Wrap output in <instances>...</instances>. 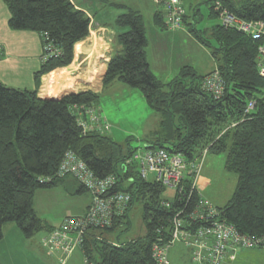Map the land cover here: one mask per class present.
<instances>
[{"label": "trees", "instance_id": "trees-1", "mask_svg": "<svg viewBox=\"0 0 264 264\" xmlns=\"http://www.w3.org/2000/svg\"><path fill=\"white\" fill-rule=\"evenodd\" d=\"M2 1L9 8L12 30L47 35L59 54L43 62L35 72L32 91L0 83V242L3 227L9 223L16 224L27 238L45 228L34 210V197L39 190L58 186L70 190L66 178H58L57 173L64 157L71 152L98 179L115 177L116 184L108 191L109 196L129 197L126 204L114 208L110 227L91 230L85 237L78 248L85 264H165L154 257L155 247L166 250L171 264L169 251L177 242L190 250L191 263L195 264L199 250L186 245L182 234L197 238L202 229L211 228V222L195 217L197 211H202L198 209L199 201L205 200L200 190L190 193L195 177H185L177 189L157 181L154 175L143 179L134 159L137 153L130 147L131 139L120 144L109 135L110 130L85 132L79 125V114L97 107L100 93L89 90L60 99L39 97L43 76L73 64L76 45L90 35L92 17L78 9L73 0ZM153 1L155 25L169 31L161 4ZM216 2L244 21L264 23V0H208L211 19H219L214 11ZM186 5L185 0L187 10ZM186 13L183 28L191 26L189 32L211 50L217 65L210 74L218 72L224 80L222 97L205 91L202 83L210 74L199 75L191 66L182 68L167 84L153 74L146 52L145 19L135 9L127 10L114 21L112 28L121 49L110 58L103 87L120 82L138 89L148 106L160 115L158 136L154 141H146L144 151L165 150L170 155H181L188 164L199 159L205 150L208 154H225V169L236 174L237 186L227 205L217 209L214 220L232 225L242 236L257 241L264 236V78L258 69L259 44L221 24L198 30L188 20L200 16L199 9L194 8L193 15ZM204 33H209L215 45ZM251 102L255 106L247 112ZM83 118L89 120L88 116ZM68 177L76 186L74 195L89 194L72 176ZM49 178L51 182L42 183ZM181 187L185 191L180 194ZM136 204L142 207V234L122 241L121 236L132 229L131 212ZM68 218L73 217L63 222ZM175 221L181 223L178 238L173 236ZM54 229L50 227L48 233ZM119 230L113 241L104 237ZM208 236L198 240L206 241ZM243 250L263 248L256 245L239 253ZM208 254L201 252L204 258ZM235 260L227 258L225 264Z\"/></svg>", "mask_w": 264, "mask_h": 264}, {"label": "rangeland", "instance_id": "rangeland-1", "mask_svg": "<svg viewBox=\"0 0 264 264\" xmlns=\"http://www.w3.org/2000/svg\"><path fill=\"white\" fill-rule=\"evenodd\" d=\"M207 1L186 0L189 15H193L194 8H198L201 13L196 19L189 17L188 20L198 30H210L212 26L220 24L219 19L209 18ZM136 2L144 3L143 5L149 7L148 9L151 11L154 9V4L149 0H83L82 5L90 10L93 19L94 17L97 19H94L91 24L94 31L96 22L104 21L109 23V26H113L119 15L126 13L129 9L137 10ZM121 6L125 8H120ZM150 10L145 8L140 10L145 19L149 41L146 52L152 72L162 83L171 82L185 66L193 67L199 75L216 69L217 64L211 55V50L194 38L189 32L191 26H185V33L177 31L168 34V31H160L152 24ZM113 31L112 28L111 32ZM203 36L206 39L209 38L210 42L215 45L209 33H204ZM80 72L78 70L76 73ZM69 76L67 72L60 71L51 80L57 83L66 80ZM97 76H101V74L97 73ZM26 80L21 79L20 81L25 82ZM79 80L82 83L75 85L74 89L90 88V90L100 93V100L95 109L103 122L105 121L109 125V135L114 141L126 144L131 139L130 147L138 153L145 148L147 140L154 141L156 139L157 132L160 130L161 117L148 106L140 90L130 88L120 82H114L111 86L104 88L100 77L90 85L84 81L83 77H80ZM13 84L9 85L21 90H28L33 86L32 82L31 84L26 82ZM67 85L63 87L66 89L72 87L69 86L70 84ZM42 90L40 96L44 98L60 97V92L53 86L47 92L46 90L42 92ZM225 164V154H207L201 173L202 176L211 180L208 189L204 192V198L216 209L227 205L237 186L236 174L228 172L225 169ZM72 180L71 177L65 179L67 182ZM88 197V193L82 196L71 195L60 186L39 190L34 197V210L45 228L32 238H27L16 224L4 225L3 239L0 242L1 264H45L48 259V251L43 245V240L47 237L49 228L61 224L66 217L79 213V209L87 203ZM131 220L132 229L129 233L121 236L122 241L133 240L142 234V207L140 204H136L133 208ZM120 232L121 230L114 235H105L104 237L113 241ZM55 257L58 258V264H84L85 260L81 249H76L64 262H60L59 256ZM236 258L235 264H264V251L243 250ZM169 259L171 264H192L190 250L181 242L175 243L170 248Z\"/></svg>", "mask_w": 264, "mask_h": 264}, {"label": "built area", "instance_id": "built-area-1", "mask_svg": "<svg viewBox=\"0 0 264 264\" xmlns=\"http://www.w3.org/2000/svg\"><path fill=\"white\" fill-rule=\"evenodd\" d=\"M155 1L161 4L166 28L170 32L182 30L183 18L187 14V10L184 7L185 0ZM214 11L218 14L220 24L223 27L237 30L250 36L254 41H258V69L260 76L264 78V23L244 21L230 12L220 2L215 3ZM42 39L44 49L42 61L47 62L50 58L56 57L59 52L49 42L47 35H42ZM202 87L216 98H220L225 91V82L218 72H214L205 77ZM254 106L255 103L251 102L247 107V112L251 111ZM84 116H88L89 120H85ZM78 122L85 132L110 130L109 125L105 121L103 122L95 108H88L84 114L80 113ZM207 154L205 150L202 156L192 164L186 163L181 155H170L165 150H141L134 156V159L139 164V172L143 179H148L150 175H154L157 181L171 188L177 189V185L185 177H195L191 193L194 190H199L198 182ZM68 176H72L89 192L92 201L86 215L66 219L44 238V247L51 256H59L60 262H64L76 249L84 244L85 237L89 231L110 227L114 219V208L118 207L119 209L120 206H123L129 200L128 196H109L108 191L116 184L115 177L98 179L71 152L66 154L57 173L58 178H66ZM51 180V178L42 180V183L51 182ZM183 191L185 190L181 187L179 193L181 194ZM199 205L198 209L201 208L202 211L200 213L197 211L195 217L209 223L211 222V228L207 231L202 229L197 238L192 235L182 234L183 242L186 245L199 250L194 257L195 264H225L227 258L235 259L241 249H252L256 245H260L264 250V236L257 241L242 236L234 226L214 220L218 216V210L207 201L200 200ZM180 226L181 223L175 221L174 238H178L181 235ZM207 234L210 239L206 241L204 239L198 240V237H203ZM209 242L210 246L208 245ZM203 250L209 253L207 255L209 263H206L207 258L201 255ZM154 257L160 263L168 264L165 249L155 247Z\"/></svg>", "mask_w": 264, "mask_h": 264}, {"label": "crops", "instance_id": "crops-1", "mask_svg": "<svg viewBox=\"0 0 264 264\" xmlns=\"http://www.w3.org/2000/svg\"><path fill=\"white\" fill-rule=\"evenodd\" d=\"M149 1L154 4V9L152 11L148 9L149 7L148 8L145 7L143 5L144 3H140V2H136L137 10L140 11L141 9L144 8L146 10H150L153 26L156 29H159L160 31H167L155 25L154 14L156 12L155 11L156 4L153 0H149ZM73 3L77 6L78 9L83 10L84 12L89 14L90 17H92L91 15L92 13L90 12V10L82 5L83 0L80 1L73 0ZM94 19L97 20L95 17ZM94 19L92 18V24ZM9 20H10L9 8L4 4L2 0H0V83L9 87L10 86L9 84L14 85L13 83L21 82L24 84L26 82L28 84L29 83L31 84L32 82L33 86L31 87V89L28 90H34L35 72H37L43 64L42 61L44 54L43 39L41 35L37 32L12 30L9 26ZM111 29L112 26H109V23L104 21L96 22V27L94 31L91 26L89 37L76 45L75 59L73 64L68 68L58 69L51 74L43 76L41 78L40 92L41 89H43L42 92L45 90L47 92V90L52 89L53 86V88H55L57 91L60 92L59 93L60 94L59 99H60L67 94L80 93L90 90V88L77 89V90L74 89L75 85L77 86L78 84L82 83L81 80H79L80 77H83L84 81L89 85L97 81L99 77L101 78L103 83V79L105 77L107 71V65L110 61V58L115 54L116 51L121 49V47L116 44V38H115L116 33L114 31L111 32ZM184 30L185 27L179 31H184ZM167 33L169 34L175 32L168 31ZM179 33H185V31ZM78 70H80L81 72L77 74L76 72ZM98 70L100 71L98 72ZM60 71L67 72L70 76L66 80H61L58 81L57 83H55V81L52 82L51 78H53V76L57 74V72L60 73ZM212 71L213 70L208 71L202 76H207ZM97 73H100L101 76H97ZM21 79H27V80L25 82H22L20 81ZM67 84H70L69 86L72 87L70 89L64 88L63 86L66 87L68 86ZM10 88H14V87L10 86ZM40 92H39V97L42 99H58V98H44L40 96ZM65 182L70 187V190L67 192L71 195H74L73 190L74 188H76V186L74 185L73 181H69V182L65 181ZM210 183L211 180L208 177L202 175L200 176L198 187L203 196H204V192L208 189ZM91 201L92 198L91 195H89L87 203L84 206H82V208L79 209L80 210L79 213L71 217L85 215L91 204ZM61 224H57L55 227H51V228H57ZM47 257L48 259L45 262V264H58L57 257L51 256L49 255V253ZM236 261L237 258L234 262L230 261L229 264H235Z\"/></svg>", "mask_w": 264, "mask_h": 264}, {"label": "water", "instance_id": "water-1", "mask_svg": "<svg viewBox=\"0 0 264 264\" xmlns=\"http://www.w3.org/2000/svg\"><path fill=\"white\" fill-rule=\"evenodd\" d=\"M76 94V93H75ZM59 99V98H58Z\"/></svg>", "mask_w": 264, "mask_h": 264}]
</instances>
